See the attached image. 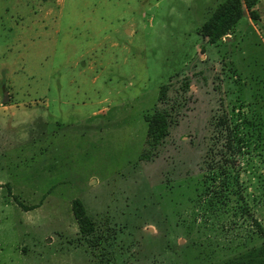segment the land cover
Masks as SVG:
<instances>
[{
	"label": "rangeland",
	"instance_id": "rangeland-1",
	"mask_svg": "<svg viewBox=\"0 0 264 264\" xmlns=\"http://www.w3.org/2000/svg\"><path fill=\"white\" fill-rule=\"evenodd\" d=\"M219 1L0 0V264H214L264 241L233 202L198 199L214 114L245 117L264 228V0L211 42ZM162 83L169 132L144 158Z\"/></svg>",
	"mask_w": 264,
	"mask_h": 264
},
{
	"label": "trees",
	"instance_id": "trees-1",
	"mask_svg": "<svg viewBox=\"0 0 264 264\" xmlns=\"http://www.w3.org/2000/svg\"><path fill=\"white\" fill-rule=\"evenodd\" d=\"M258 1H219L201 24L199 32L209 41H217L228 33L245 12L256 19L258 10L255 5ZM187 83L186 81V86ZM167 91L168 84H160L157 101L161 105L154 104L151 110L144 113L146 150L141 157L147 158L169 132L170 113L168 107L163 106ZM211 125L210 142L201 163L206 176L198 199L211 210L233 202L235 214L251 216L259 231L264 234L263 226L250 212L244 182L241 179L242 157L249 150L252 136L247 128V119L241 116L234 118L222 109L221 112L214 114ZM14 198L20 202L16 196ZM71 207L80 233L85 236L92 235L96 230L95 222L88 214L83 201L79 197H74L71 200ZM214 264H264V241Z\"/></svg>",
	"mask_w": 264,
	"mask_h": 264
},
{
	"label": "water",
	"instance_id": "water-1",
	"mask_svg": "<svg viewBox=\"0 0 264 264\" xmlns=\"http://www.w3.org/2000/svg\"><path fill=\"white\" fill-rule=\"evenodd\" d=\"M3 100H5V96L3 97Z\"/></svg>",
	"mask_w": 264,
	"mask_h": 264
}]
</instances>
